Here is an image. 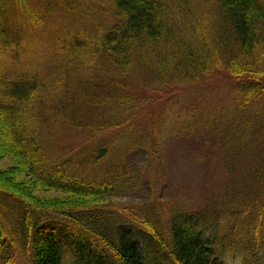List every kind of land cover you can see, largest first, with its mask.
I'll use <instances>...</instances> for the list:
<instances>
[{"label":"rangeland","instance_id":"374dc122","mask_svg":"<svg viewBox=\"0 0 264 264\" xmlns=\"http://www.w3.org/2000/svg\"><path fill=\"white\" fill-rule=\"evenodd\" d=\"M36 1L30 8L4 15L8 30L5 38L0 37V80L10 85L36 75L44 78L46 90L58 78L52 87L56 93L44 91L38 102L44 149L53 160L69 159L84 178L119 177L126 185L105 206L120 218H107L101 229L115 231L127 215L152 217L163 230L174 221L186 219L191 224L195 219L197 227L220 236L224 264H264V222L257 227L255 218L264 210V73L234 74L225 67L220 51L213 53L209 66L214 67L206 76L191 79L182 73L175 83L164 82L143 67L122 78L109 70L110 60L104 70L99 60L85 61L84 67L69 62L65 70L53 59V37L66 36L68 50L74 40L67 31L93 36L101 25L110 24L105 18L109 0H76L82 21L65 16L55 1L40 23L29 19L43 6ZM184 1L168 0L178 28L191 30L193 22L203 23L213 41L215 19L208 6ZM92 11L97 13L95 20L89 19ZM173 31L184 39L194 37L189 31ZM95 39L86 44L85 55H91ZM260 81L261 89L239 91L238 84ZM9 140L0 135V171L9 172L33 197L60 195L37 185L26 172H17V160L1 150ZM19 203L15 196L0 192V220L16 236ZM255 206L258 210L252 209ZM15 257L18 264H26L21 245ZM64 261L78 264L71 250L64 253Z\"/></svg>","mask_w":264,"mask_h":264},{"label":"trees","instance_id":"16d2710c","mask_svg":"<svg viewBox=\"0 0 264 264\" xmlns=\"http://www.w3.org/2000/svg\"><path fill=\"white\" fill-rule=\"evenodd\" d=\"M55 1L60 3L59 10L65 16L78 21L85 18L75 9L76 0H40L43 6L29 19L40 23ZM198 1L208 6L212 20L215 19V33L213 28H208L215 37L213 41L207 38L203 23L193 22L191 30L184 29L194 36L191 40L176 34L175 29L184 31L178 28L175 9L168 0H109L105 18L110 24L101 25L93 36L85 33L82 37L67 31L74 40L68 50L65 43L69 39L56 35L51 44L56 49L53 59L60 68L69 62L84 67L85 61L99 60L100 70L107 69L110 60L109 70L122 78L134 75L143 67L162 81L175 83L182 73L191 79L206 76L214 67V64L209 66L213 53L220 51L225 67L232 73L263 74L264 0ZM35 3L38 2L0 0V37L5 38L8 30L5 13L11 15L10 10L17 12ZM90 13L93 15L89 19L95 20L96 11ZM95 36L91 55H85L86 44ZM79 59L83 61L80 63ZM57 81L58 78L50 81V87L45 90L44 78L36 75L7 86L0 80V135L10 139L1 150L17 160V172H26L37 185L61 193L50 199H38L25 186L15 183L9 172L0 171V192L15 196L21 213L16 221L20 226L18 236L8 231V225L0 220V264H18L15 252L20 245L26 264H66L67 250L76 254L78 264H224L220 236L197 227L199 223L195 219H191V224L186 219L174 221L168 230H163L152 217L142 220L127 215L121 217L125 224L115 226V231L101 229L107 218H120L105 206L126 185L119 177L100 181L84 178L72 169L69 159L53 160L44 149L38 102H42L44 91L56 93L52 87H56ZM261 85V81L238 84L241 90L238 89L248 94L261 89ZM105 154L104 147L100 156ZM252 209L258 210V206ZM262 209L256 212L257 227L264 222Z\"/></svg>","mask_w":264,"mask_h":264}]
</instances>
